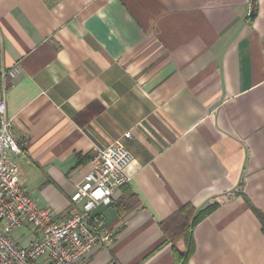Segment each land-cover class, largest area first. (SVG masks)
Here are the masks:
<instances>
[{"label": "crops", "instance_id": "obj_1", "mask_svg": "<svg viewBox=\"0 0 264 264\" xmlns=\"http://www.w3.org/2000/svg\"><path fill=\"white\" fill-rule=\"evenodd\" d=\"M27 192L58 219L131 132L136 201L80 264H264V0H0V100ZM216 210L187 234L170 218ZM123 212V213H122Z\"/></svg>", "mask_w": 264, "mask_h": 264}, {"label": "built area", "instance_id": "obj_2", "mask_svg": "<svg viewBox=\"0 0 264 264\" xmlns=\"http://www.w3.org/2000/svg\"><path fill=\"white\" fill-rule=\"evenodd\" d=\"M5 98L0 100V264H80L98 244L112 245L113 231L98 213L100 205L129 184L126 168L133 155L127 132L91 158L92 170L70 198L71 213L58 219L24 188L22 171L13 160L22 145L13 133ZM22 231L19 239L14 232Z\"/></svg>", "mask_w": 264, "mask_h": 264}, {"label": "trees", "instance_id": "obj_3", "mask_svg": "<svg viewBox=\"0 0 264 264\" xmlns=\"http://www.w3.org/2000/svg\"><path fill=\"white\" fill-rule=\"evenodd\" d=\"M122 189H123V198L116 205V207L119 211H121L122 209V211L125 212L126 210L130 209L131 204L135 203L136 195L135 193H131L128 185L124 186ZM217 207H218V204L215 203L213 205H210L204 210L196 212V209L192 205H186L185 207L180 209V211H178L175 215H173L169 220L170 222L181 224L182 226H184V229L182 232L183 234H187L198 223H200L203 219H205L207 216L212 214L216 210ZM260 217L262 219L263 232H264V217L263 216H260ZM192 254H193V246H190L185 256L181 257V255H177V257H178V260H182L181 264H187Z\"/></svg>", "mask_w": 264, "mask_h": 264}, {"label": "rangeland", "instance_id": "obj_4", "mask_svg": "<svg viewBox=\"0 0 264 264\" xmlns=\"http://www.w3.org/2000/svg\"><path fill=\"white\" fill-rule=\"evenodd\" d=\"M33 198H34L35 200H38V198H36V197H34V196H33ZM21 233H22V231L14 232V233H13V236H14L16 239H19V236H20Z\"/></svg>", "mask_w": 264, "mask_h": 264}]
</instances>
